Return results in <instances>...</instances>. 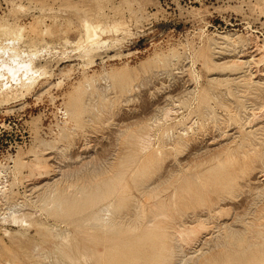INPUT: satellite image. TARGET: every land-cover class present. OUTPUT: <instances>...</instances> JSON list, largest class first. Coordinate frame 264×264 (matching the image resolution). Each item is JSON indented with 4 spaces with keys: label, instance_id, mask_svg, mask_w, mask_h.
I'll return each mask as SVG.
<instances>
[{
    "label": "rangeland",
    "instance_id": "374dc122",
    "mask_svg": "<svg viewBox=\"0 0 264 264\" xmlns=\"http://www.w3.org/2000/svg\"><path fill=\"white\" fill-rule=\"evenodd\" d=\"M0 25L28 41H0V264H118L159 223L169 264H264V0H0Z\"/></svg>",
    "mask_w": 264,
    "mask_h": 264
},
{
    "label": "bare ground",
    "instance_id": "6f19581e",
    "mask_svg": "<svg viewBox=\"0 0 264 264\" xmlns=\"http://www.w3.org/2000/svg\"><path fill=\"white\" fill-rule=\"evenodd\" d=\"M87 26V25H86ZM85 26V27H86ZM95 27V26H94ZM98 28V27H97ZM91 29H92V27L90 26V27H88L87 26V32H88V34H90V33H93L92 31H91ZM95 29H96V27H95ZM94 30V29H93ZM96 31L94 30V33H95ZM46 33V32H45ZM43 34V33H42ZM96 34V33H95ZM87 35V34H86ZM90 37V35H87V37ZM91 37H92V34H91ZM93 37H94V34H93ZM13 39V40H18V42L19 41H26V42H28L27 40H26V38H25V35H24V33H23V29H20V28H11L10 27V25L9 26H3V25H0V41L2 40V41H4V39H6V40H9V39ZM28 40H29V38H28ZM33 41V40H32ZM34 42V41H33ZM36 42V41H35ZM24 43V42H23ZM1 44V43H0ZM2 44H4V43H2ZM2 44H1V46H2ZM27 44V43H26ZM29 44H31V47H32V45L34 44V43H32L31 41H29ZM4 46H5V44H4ZM4 46L2 47V48H4ZM34 46H36V45H34ZM34 46H33V49H35L34 48ZM7 47H9V46H7ZM6 47V48H7ZM92 48V47H91ZM18 49V48H17ZM31 49V48H30ZM32 50V49H31ZM92 50V49H91ZM88 52V51H87ZM85 53V52H84ZM91 53H92V51H91ZM89 54V53H88ZM86 57V56H85ZM89 57V56H88ZM47 72V71H46ZM46 76V75H45ZM40 78V77H39ZM250 78V77H249ZM248 78V79H249ZM257 81V80H256ZM37 82V81H36ZM264 82V81H263ZM34 85V84H33ZM248 91V90H247ZM22 93H23V91H22ZM24 93H25V91H24ZM8 94V93H7ZM5 100V99H4ZM223 101V100H222ZM74 103H76V102H74ZM76 106H78V104L76 105ZM79 107V106H78ZM262 109V108H261ZM260 110V109H259ZM262 110H264V109H262ZM169 110H167V112H168ZM74 112H75V110H74ZM253 118V117H252ZM254 120V119H253ZM252 121V120H251ZM253 123V122H252ZM254 126H255V124H254ZM253 126V127H254ZM241 133V132H240ZM237 134V133H236ZM241 136V135H240ZM235 139H236V137H235ZM234 139V140H235ZM186 140H189V138L188 139H186ZM234 140H232L233 142H235ZM243 140V139H242ZM185 141V140H184ZM222 141V140H221ZM246 141H247V138H246ZM146 142V141H145ZM178 142V141H177ZM181 142V141H180ZM264 142V141H263ZM186 143V142H185ZM241 143H242V141H241ZM175 144V143H174ZM189 144V143H188ZM178 145V144H177ZM180 145V144H179ZM190 145V144H189ZM181 146H183L182 144H181ZM248 146V145H247ZM169 147V146H168ZM184 147V146H183ZM174 148V147H173ZM172 148V149H173ZM225 149H226V147H224ZM261 148H263V146L261 147ZM241 147L240 146H238L236 149H235V151H232V153H227V151H226V156H225V159H226V161L227 160H230V158H232V160L233 161H235V162H237V164H238V166H237V164H235V166H234V170L232 171V172H230V176H229V178H236V177H240V176H245V175H247V173L250 171V170H252V169H254L256 166H257V164H258V162L260 163V161H259V159H258V157H259V155H258V157H257V155H255V154H252L251 156H248V154H246V152L245 151H241ZM231 150V149H230ZM248 150V149H247ZM223 151V150H222ZM251 151V150H250ZM250 151H248V152H250ZM221 152V151H220ZM224 152V151H223ZM229 152H231V151H229ZM252 152V151H251ZM250 152V153H251ZM260 152V151H259ZM243 154V156H242V158L240 157V154ZM198 154V153H197ZM258 154V153H257ZM260 154V153H259ZM161 156H162V154H160ZM261 155V154H260ZM158 156V155H157ZM262 156H264V155H262ZM218 157V156H217ZM222 157V156H221ZM220 157V158H221ZM152 158H153V156H152ZM188 158V157H187ZM150 159V158H149ZM161 159V158H160ZM215 159H217L216 157H215ZM153 160V159H152ZM190 160V159H189ZM219 160V159H218ZM146 161H147V159H146ZM162 161V160H161ZM202 161V160H201ZM149 162V166H150V160L148 161ZM159 162V161H158ZM195 162V161H194ZM197 162H200L199 160H197ZM155 163V162H154ZM187 163V162H186ZM264 163V162H263ZM152 164H153V161H152ZM157 164V163H156ZM192 164H197V163H192ZM199 164V163H198ZM223 164V163H222ZM221 164V165H222ZM227 164H228V162H227ZM158 165V164H157ZM259 165V164H258ZM264 165V164H263ZM143 166V165H142ZM145 166H146V164H145ZM193 166V165H192ZM262 166V165H261ZM260 166V167H261ZM141 167V166H140ZM153 167H155L154 165H153ZM194 167V166H193ZM200 167H201V165H200ZM142 168V167H141ZM188 168V167H187ZM186 168V169H187ZM199 168V167H198ZM197 168V169H198ZM256 168H258V167H256ZM148 169H151V168H148ZM189 169V168H188ZM138 170V169H137ZM153 170V169H152ZM156 170H157V167H156ZM192 170H193V168H192ZM139 171V170H138ZM186 171H188V170H186ZM150 172H151V170H150ZM150 172L148 173V175L150 174ZM197 172V171H196ZM136 173V172H135ZM251 173V172H250ZM142 174L143 175H146L147 174V171H144V172H142ZM141 174V175H142ZM152 174H153V172H152ZM147 175V176H148ZM262 175V174H261ZM146 177V176H145ZM140 178V177H139ZM160 179V178H159ZM162 180V179H161ZM5 182V181H4ZM145 182V181H144ZM162 183V182H161ZM6 184V183H5ZM5 184L3 183V181L2 182H0V194H1V196L3 197V194H4V190H5V188L7 189V187H5ZM232 184V183H231ZM8 185V184H7ZM139 185H141V183L139 184ZM161 186V185H160ZM87 188V187H86ZM158 188V187H157ZM157 188H155V190H157ZM160 188V187H159ZM217 188V187H216ZM90 189V188H89ZM147 189V188H146ZM150 189V188H149ZM87 190V189H86ZM216 190V189H215ZM82 191H83V189H82ZM91 191V190H90ZM145 191H147V190H145ZM149 191H151V190H149ZM153 191H154V189H153ZM83 192H85V189H84V191ZM81 193V192H80ZM146 193V192H145ZM151 193V192H150ZM57 194V193H56ZM152 194V193H151ZM151 194H149V195H151ZM155 194V193H154ZM153 194V195H154ZM57 196H59V194L57 195ZM57 196H55V198L57 197ZM149 197V196H148ZM59 198H60V196H59ZM68 198V197H67ZM66 197H65V199H67ZM57 199H58V197H57ZM61 199V198H60ZM64 198H62V202L63 201H66L65 199L63 200ZM54 200V199H53ZM59 200V199H58ZM68 200V199H67ZM80 200V199H79ZM50 201V200H49ZM56 201V200H55ZM69 202H71L70 201V199L68 200ZM68 201H67V203H68ZM77 201V200H76ZM76 201H74V202H76ZM57 202V201H56ZM55 202V203H56ZM62 202H61V204H62ZM133 202V201H132ZM164 202V201H163ZM58 203H60V200L58 201ZM66 203V204H67ZM158 204V203H157ZM163 204V203H162ZM63 205L64 204H62L61 206L63 207ZM68 206L69 205H71V204H67ZM72 205L74 206V204L72 203ZM71 205V206H72ZM112 206H113V204H111ZM129 205V204H128ZM127 205V206H128ZM132 205L134 206V204L132 203ZM56 205H54V207H55ZM60 206V207H61ZM67 206V207H68ZM131 206V205H130ZM140 206V205H139ZM157 206V205H156ZM58 207H59V205H58ZM123 207V206H122ZM163 207V206H162ZM56 208V207H55ZM64 208V207H63ZM132 208V207H131ZM62 209V208H61ZM65 210L67 209V208H64ZM69 209V208H68ZM67 209V210H68ZM73 209V208H72ZM115 209V208H114ZM129 209H130V207H129ZM129 209L127 210L126 208H125V210H127V211H129ZM51 210V209H50ZM59 210V209H58ZM58 210H57V212H58ZM66 210V211H67ZM70 210V209H69ZM69 210H68V212H69ZM101 210V209H100ZM108 210V209H107ZM132 210V209H131ZM130 210V211H131ZM195 210V209H194ZM66 211H62L63 212V214L64 215H67V213L68 212H66ZM102 211V210H101ZM100 211V212H101ZM106 211V210H105ZM126 211V212H127ZM129 211V212H130ZM64 212H66V214L64 213ZM158 212V211H157ZM99 213V212H98ZM109 212L107 211V214H108ZM116 213H118V212H116ZM115 213V214H116ZM120 213V212H119ZM135 213V212H134ZM49 214H51V212L49 213ZM104 215H105V212L103 213ZM113 214H114V212H113ZM112 214V215H113ZM114 214V215H115ZM157 214V213H156ZM161 214H165L164 212H162V213H158V215H161ZM58 215V214H57ZM59 215H60V213H59ZM62 215V214H61ZM72 215V214H71ZM95 215H96V213H95ZM113 215V216H114ZM123 215V214H122ZM56 216V215H55ZM96 216H98V214L96 215ZM109 216H110V213H109ZM57 217H59V216H57ZM62 217H64L63 215H62ZM67 217V216H66ZM65 217V218H66ZM70 217V216H69ZM93 217H94V215H93ZM117 217V216H116ZM138 217V216H137ZM11 218L13 219L12 221H16L15 223H17L18 221H24V217H23V219L20 217V215L19 216H17L16 214H13L12 216H11ZM102 218V217H101ZM111 218V217H110ZM110 218H106V215H105V220L107 219V222H108V219H110ZM132 218H133V215H132ZM173 218V217H172ZM38 219V221H39V218H37ZM94 219H95V217H94ZM99 219V218H98ZM98 219H97V221H98ZM112 219H114V218H112ZM137 219V218H136ZM136 219H134V220H136ZM111 220V219H110ZM140 220V219H139ZM141 220H143V219H141ZM174 220V219H173ZM172 220V221H173ZM177 220V219H176ZM41 221V223L42 224H44L45 223V221H44V223L42 222L43 220H40ZM47 221V220H46ZM97 221H95V222H97ZM100 221V220H99ZM131 221H133V220H131ZM138 221V220H137ZM26 222H27V219H26ZM48 222V221H47ZM46 222V223H47ZM101 222H104V221H102L101 220ZM19 223V222H18ZM38 223V222H37ZM99 223V222H98ZM111 223V222H110ZM140 223V222H139ZM22 224V223H21ZM40 224V223H39ZM105 224V223H104ZM107 224V223H106ZM109 224V223H108ZM177 224V222L175 221V225ZM202 223H200V226H199V228H202V225H201ZM38 225V224H37ZM47 225V224H46ZM50 224H48L47 226H49ZM110 225H113L112 223L110 224ZM115 225H117V224H115ZM118 225H120L121 226V224H119L118 223ZM179 225V224H178ZM45 226V225H44ZM56 226V225H55ZM54 226V227H55ZM119 226V227H120ZM157 226H158V229L160 230V234H158V233H156V236H158V238H160L161 239V243H160V245H161V247L158 245V246H153V247H151L153 250L151 251V250H148V252L147 253H143L142 251H139L140 252V255H139V252H130V251H128V252H123V253H121V252H118L116 249H114V247L115 246H111V248H112V254H110V257H111V255L112 256H114V257H118L119 259H120V261L118 262V264H169V260H168V257L169 256H167V254L166 253H168V252H166V253H164V250H166L167 251V248L165 249H163L162 248V243H163V239H165V237H166V233H168L165 229H167V228H165L164 227V225H163V223H159V224H157ZM57 227V226H56ZM55 227V228H56ZM41 228V227H40ZM53 228V227H52ZM54 228V229H55ZM105 228H107V227H105ZM133 228V227H132ZM157 228V227H156ZM173 228H174V226H173ZM101 229H102V226H101ZM110 229H112L111 227H110ZM115 229V228H114ZM120 229H121V227H120ZM123 229V228H122ZM171 229H172V227H171ZM170 229V230H171ZM43 230V229H42ZM105 230V229H104ZM116 230V229H115ZM126 230V229H125ZM130 230V229H129ZM132 230V229H131ZM162 230H164L165 231V233L163 232H161ZM169 230V229H168ZM56 231V230H55ZM109 231V230H108ZM134 231V230H133ZM178 231V230H177ZM111 232H112V230H111ZM131 232V231H130ZM114 233H116V232H114ZM162 233V234H161ZM178 233V232H177ZM197 233H199V231H198V229H192L190 232H189V234H197ZM45 234V233H44ZM57 235V234H56ZM55 235V236H56ZM58 235H59V233H58ZM65 235V234H64ZM116 235V234H115ZM62 236V235H61ZM61 236H59L60 238H61ZM69 236H67V238H68ZM154 237H155V234H154ZM169 237V236H168ZM15 238V237H14ZM17 238V237H16ZM153 238V235H151L150 236V239H152ZM18 239V238H17ZM43 239V238H42ZM45 239V238H44ZM57 239V238H56ZM69 239V238H68ZM50 241L52 240V239H49ZM48 240V241H49ZM65 240H67L66 239V237H65ZM152 240H154V239H152ZM19 241V240H18ZM54 241H55V239H54ZM57 242V241H56ZM65 243H67V241H64ZM69 242V241H68ZM167 242H169V241H167ZM74 243V242H73ZM155 243H157V241L155 242ZM225 243V242H224ZM250 243V242H249ZM248 243V244H249ZM72 244V243H71ZM166 244V243H165ZM74 245V244H73ZM73 245H71V247L73 248V247H75V246H73ZM77 245V247H78V245L79 244H76ZM252 245V244H251ZM254 245V244H253ZM252 245V246H253ZM258 245H260L261 246V244H258ZM257 245V246H258ZM38 246V245H37ZM60 246V245H59ZM59 246H57V247H59ZM123 246H125L126 248H129V250H130V247H131V242H126ZM251 246V247H252ZM256 246V245H255ZM68 247V245L66 246V248ZM170 247V246H169ZM250 247H248V249H249ZM253 248V247H252ZM71 249V248H70ZM75 250H76V247L74 248ZM91 249V248H90ZM245 249V248H244ZM64 250V249H63ZM74 250V251H75ZM78 250H79V247H78ZM86 250V249H85ZM170 250V249H169ZM172 250V249H171ZM171 250H170V252H171ZM250 250V249H249ZM58 251V250H57ZM80 251H81V249H80ZM79 251V252H80ZM91 251V250H90ZM244 252V250H238V252L240 253H243ZM247 251V250H246ZM73 252V251H72ZM82 252V251H81ZM237 252V253H238ZM86 253V252H85ZM96 253L97 252H95L94 254L92 253L91 254V252H90V254L91 255H95L96 256ZM163 253H164V256H163ZM172 253V252H171ZM62 254H63V252H62ZM74 254V253H73ZM78 254V253H77ZM77 254H75V255H77ZM87 254H88V252H87ZM169 254V253H168ZM67 255V254H66ZM81 254H79V256H80ZM37 256H39V255H37ZM78 256V255H77ZM173 256V255H172ZM39 257H41V256H39ZM59 257H61V256H59ZM67 257H69V256H67ZM83 257H85V256H83ZM92 257V256H91ZM97 257V256H96ZM71 257H69L68 258V260L70 259ZM38 259V258H37ZM40 259V258H39ZM58 259V258H57ZM83 259V258H82ZM93 259V258H92ZM95 259V258H94ZM84 261H86V259H83ZM88 260V259H87ZM96 260V259H95ZM57 261V260H56ZM62 261V260H61ZM94 261V260H93ZM99 261V260H98ZM63 262V261H62ZM70 262H71V260H70ZM73 262V264H75L74 263V261H72ZM78 262V261H77ZM88 262V261H87ZM87 262H84V263H86L87 264ZM96 262V261H95ZM172 262V261H171ZM40 263V262H39ZM51 263H53V262H51ZM67 263V262H66ZM41 264V263H40ZM48 264V263H47ZM49 264H50V262H49ZM55 264V263H54ZM60 264V263H59ZM62 264V263H61ZM68 264V263H67ZM77 264H79V263H77ZM90 264V263H89ZM97 264V263H96ZM99 264H101L100 263V261H99ZM205 264V263H204Z\"/></svg>",
    "mask_w": 264,
    "mask_h": 264
}]
</instances>
